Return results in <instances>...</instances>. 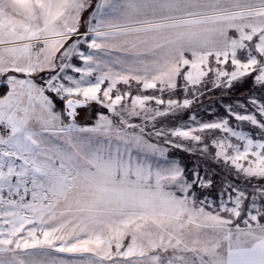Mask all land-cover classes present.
<instances>
[{"label":"snow or ice","instance_id":"obj_1","mask_svg":"<svg viewBox=\"0 0 264 264\" xmlns=\"http://www.w3.org/2000/svg\"><path fill=\"white\" fill-rule=\"evenodd\" d=\"M91 7V0H0L7 89L0 96V264H264V139L226 117L155 130L165 143L188 141L204 155L212 153L203 134L219 131L213 158L259 182L251 192L228 185L218 209L208 211L198 190L211 181L199 171L186 176L174 160L160 166L134 156L137 149L164 157L165 149L128 120L154 122L189 108L209 82L232 88L250 77L264 91V0H98L82 23ZM114 51L131 61L107 59ZM178 80L182 101L117 89L135 81L163 94ZM153 101L164 109L148 107ZM91 103L119 123L98 114L94 125H78L77 109ZM249 103L254 112L229 105L228 115L264 134V103L255 96Z\"/></svg>","mask_w":264,"mask_h":264},{"label":"rangeland","instance_id":"obj_2","mask_svg":"<svg viewBox=\"0 0 264 264\" xmlns=\"http://www.w3.org/2000/svg\"><path fill=\"white\" fill-rule=\"evenodd\" d=\"M98 0H91L92 7L87 8L82 13V23L86 22L89 18L90 13L93 11L95 4ZM84 28H81L83 31ZM229 35H232L230 32ZM83 50L87 51L86 46H82ZM187 58L191 59L190 53H186ZM112 61L117 59L121 60V62L131 61L132 57L125 52L114 51L110 57H107ZM73 64L77 67H82L83 62L78 58H73ZM209 65L215 67V60L213 58H209ZM121 64H113L114 71H118L121 68ZM229 67V66H224ZM229 70H231L229 68ZM69 75H73L76 78H79V73H74L69 70ZM98 73H94V76ZM212 74H209L211 77ZM39 82V81H37ZM6 83L3 77H0V96L5 94L7 89L4 87ZM245 84L250 85L254 88L251 91L241 92L240 89L245 87ZM183 81L178 80V87L174 92L165 91L161 94L157 89H148V90H140L141 86L137 85L135 81L131 83V87L124 85L123 83L117 84V89L121 93L126 91H131L132 95H149L162 97L165 101L168 99H176L182 101L185 98V94L182 88ZM244 85V86H243ZM107 86V82L105 85H102V89ZM55 101V110L56 111H64L65 104L63 101L55 98L54 94H49ZM113 95H115V90ZM255 96L258 102L264 103V91H261L258 87L254 86L251 78H247L243 83L234 84L232 88H213L211 83L209 82L207 86L203 89V95H200L199 98L186 109H181L177 111L175 114H170L166 117H160L156 121H149L145 123V121L141 117H130L128 118L129 123L135 125H142L145 129V139L149 140L151 143H155L159 145V147L165 149V156L161 157L159 154H151L140 152L137 149H133V155L139 156L140 158H147L149 162L155 164H159L160 166H165L167 161H176L180 164V166L184 169L185 175L191 177L192 174L196 171H199L202 177H205L207 180L211 181V185L209 187L200 188L198 190V196L201 200H206L210 208H206L208 211L218 209L219 204L223 197L221 196V192L228 186L234 185L237 188L244 189L248 192L252 191L254 185H258L259 182L256 179L248 180L243 175H237L235 170L231 167V165H225L222 161L215 160L214 153L215 148L212 147L211 141L212 139L223 135L219 131H213L211 133L205 132L204 135V143L209 145V151L212 155H204L201 154L198 150L197 146L192 145L188 141H182L181 143L184 145L183 147H174L173 144L165 143L163 137H156L154 135L155 130L163 128L165 130L174 128V127H182V126H195L197 122H211L214 120H219L222 118H228L229 124L236 130H242L246 134L252 136L253 139H264V134L261 133V130L258 127L252 126L247 121H237L233 117L228 115L227 106H232L237 112L243 114L245 110L248 112H254L252 105L249 103V97ZM189 99L192 97L189 96ZM130 105L131 101L128 99L125 101ZM240 105H244V107H240ZM148 107L156 108L160 107L161 110L164 109L165 105L157 106L154 101L148 104ZM77 124L80 126H92L95 124L98 114H104L113 120L114 124L119 123V118L114 117L112 113H110L106 108H102L100 105L91 103L86 107H80L77 109ZM66 115V113H65ZM192 116L196 117V120L193 121L191 119ZM257 119H261L259 114L257 113ZM69 122L68 119H65V123ZM127 131L132 132L133 129H127ZM135 131H139V129H135ZM149 133H153L152 135H148ZM175 142V138H172ZM232 143H241L237 141L235 138H231ZM115 141H113V146H115ZM199 147H202L200 145ZM188 148H192L191 151L186 150ZM231 154V153H230ZM246 163V162H245ZM7 198V192L5 190L4 193ZM30 199V197H29ZM248 201H246V204ZM259 204V201L257 202ZM244 225L241 224V227ZM207 234L210 236V230H206ZM56 255H67V254H59ZM19 256L25 260H28L29 257L25 256L23 252H19ZM35 259L44 261L47 258L37 255Z\"/></svg>","mask_w":264,"mask_h":264},{"label":"trees","instance_id":"obj_3","mask_svg":"<svg viewBox=\"0 0 264 264\" xmlns=\"http://www.w3.org/2000/svg\"><path fill=\"white\" fill-rule=\"evenodd\" d=\"M244 86V85H243ZM254 88H252L250 85L248 84H245V87L244 88H241L240 91L241 92H246V91H251L253 90ZM254 91V90H253Z\"/></svg>","mask_w":264,"mask_h":264}]
</instances>
